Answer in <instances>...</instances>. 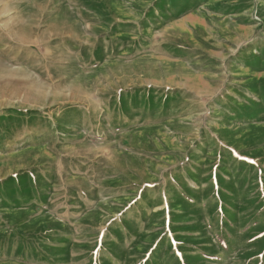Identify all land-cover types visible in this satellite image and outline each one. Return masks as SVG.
Segmentation results:
<instances>
[{
  "label": "rangeland",
  "instance_id": "1",
  "mask_svg": "<svg viewBox=\"0 0 264 264\" xmlns=\"http://www.w3.org/2000/svg\"><path fill=\"white\" fill-rule=\"evenodd\" d=\"M0 264H264V0H0Z\"/></svg>",
  "mask_w": 264,
  "mask_h": 264
}]
</instances>
